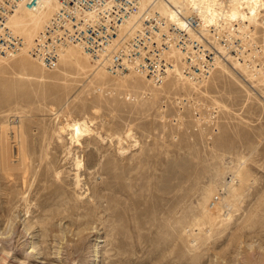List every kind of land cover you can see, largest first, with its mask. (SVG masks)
I'll return each mask as SVG.
<instances>
[{"label":"rangeland","instance_id":"1","mask_svg":"<svg viewBox=\"0 0 264 264\" xmlns=\"http://www.w3.org/2000/svg\"><path fill=\"white\" fill-rule=\"evenodd\" d=\"M258 18L244 32L225 21L248 52L195 87L182 64L156 88L84 53L85 73L2 57L0 264H264V53L252 46L264 50V8ZM74 121L89 128L79 141Z\"/></svg>","mask_w":264,"mask_h":264},{"label":"built area","instance_id":"2","mask_svg":"<svg viewBox=\"0 0 264 264\" xmlns=\"http://www.w3.org/2000/svg\"><path fill=\"white\" fill-rule=\"evenodd\" d=\"M45 1L0 0L1 55L16 52L24 45V39L6 26L9 17L21 8L38 10ZM55 1L57 11L30 50L32 57L49 71L59 67L67 47L79 45L113 74L134 71L153 84L161 85L173 66L168 57L173 48L183 53V73L193 81L208 79L218 64L225 61L226 53L242 58L248 52L241 38L225 35L223 19L202 31L205 17L197 9L186 15L177 9L184 21L182 25L153 11L144 18L141 28L129 37L121 35L122 26L139 10L141 0ZM252 46L257 52L261 50L259 55L264 53L262 45L252 41Z\"/></svg>","mask_w":264,"mask_h":264},{"label":"bare ground","instance_id":"3","mask_svg":"<svg viewBox=\"0 0 264 264\" xmlns=\"http://www.w3.org/2000/svg\"><path fill=\"white\" fill-rule=\"evenodd\" d=\"M151 6H152V9L150 8ZM261 8H264V0H141L139 10L137 12H135V13H132V15L130 16L129 20L126 23H124V25L122 26L121 35H125L126 34V35H129V37L131 35H133L138 29L141 28V26L143 24V21L145 20L144 18L148 17L147 15L152 14V12L154 10H158L167 19L172 20L173 22H176V23L182 25V22H184V21H183V18L179 17V14H177V9L185 11L184 12L185 15L188 14V13L193 12V10H195V9L200 10L202 15L205 17L204 18L205 19V22H204L205 25H203L202 31L208 30L207 27H209L211 24L215 23L218 19H223L226 22H227V20H231V21H235V22L238 21L239 25H240L238 27V30H240V32H242V31L244 32L246 29L250 28L251 25L256 24L258 22V19H259L258 18V14H260V9ZM57 9H58V3L55 0H46L43 3V5L38 10L30 11V10H28L26 8H21L18 11H16L13 15H11L9 17L8 21L6 22V26L9 27L10 30H12L15 34L20 35L24 39V45H23V47H21L16 52H11L8 55H1L0 54V57H1L0 60H3L4 64H5L6 60L2 59V57H7L6 59L8 60L9 58H11V56H14L15 58L19 57L22 60V59H25L24 57L26 55V56H30L31 59H33L34 61H37L30 54V50H31V48L33 46L34 40L43 31V29L45 28V25L52 18V16L57 11ZM73 47H79V50H76L77 48L75 49ZM221 49L224 50L223 48H221ZM16 53H18V54H16ZM82 53H84L86 56L91 58V56L81 46H79V45H71V46L67 47L63 51L60 61H62V62L65 61V63H67L70 67L75 68L78 71H83V73H85V68H87V66H85V62L87 63L88 60H85V59H87V57L83 56ZM68 55H69V58L66 59L65 57H67ZM225 56H226L225 57V61L220 62L218 64L217 68H219V71L226 73V71H228V67L226 65H224V62H227L228 59H230L229 52L226 53ZM168 57L171 59V62L173 63V66L168 70V73H167V76L165 78V81H167V79L171 76L172 73H176V75H179L180 77H182L181 73L178 70V66H180L181 63H183V61H182L183 53L179 49L173 48L169 52V56ZM234 57H235L234 59L236 60L237 56L234 55ZM238 58H240V57H238ZM238 60H240V59H238ZM10 61H11V59H10ZM8 63H9V61L7 62V64ZM37 63H39V62L37 61ZM21 65H23V64H21ZM39 65H41V63H39ZM99 65H101V63H99ZM42 68H43V66H42ZM101 69L102 68H100V70ZM130 72L133 73L134 71H130ZM64 74H66V73H64ZM126 75H128V74H126ZM96 76H97V79H102V77H104V74H103V72H99L98 71ZM140 77H142L144 79L146 78L148 81L151 82V80L148 79L145 76L140 75ZM180 79L184 80L183 82H185V84L188 83L192 87H195L196 84L198 83L197 81L194 82L193 80H191L186 75H184V77H182ZM163 84H161V85L153 84V86H155L156 88H161L163 86ZM176 85H177V82H176ZM67 127L71 129L72 138L76 139V141H79L80 137L83 134H85V132H88V129H89L88 126H87V123L85 121H83V122L74 121L71 124H67ZM19 128L20 127H17V126H13L12 127V130L14 131V133H16L14 135L15 138L18 137L17 133L19 134ZM6 129H8V128H6ZM20 135H21V133H20ZM2 150H3V167L6 170L13 169L14 160H11V155L12 154L10 155V153H13V151H10L11 148H9V147L8 148L4 147ZM27 158H28V156L26 157V154L24 153L23 154V159H22L23 162H24V165H25V160ZM81 162H78L77 166H80ZM25 175H27V174H25ZM220 175H221V173H220ZM242 175H243V173H242ZM245 177H242V178H245ZM229 184H230V182H229ZM226 192H227V196L228 197L229 196H234L235 193H236L234 185L233 184L232 185H228ZM212 193H213L212 190H208L206 192L205 196L202 198V200L200 199L201 200L200 205H201V207H202V209L204 211V218L209 220L210 222H215L216 221V218L214 216L215 213L211 212L213 209L210 211L209 208H208V202H209L210 198L212 197ZM222 202H223V204H226L225 200H223ZM215 204H216V201H213V203L211 205V208H214L216 206ZM198 207H199V205H198ZM221 218H222V216L220 217V219ZM169 220H171V219H169ZM223 223H224V221H223ZM170 224H172V223L170 222ZM177 225H179V224H177ZM174 227H177L176 224H175V226H173V228ZM173 228H172V230H173ZM178 229L179 228H177L176 230H178ZM165 230H166V228H165ZM176 230H173V231L176 232ZM30 247H31L30 248L31 251H30L29 254L40 253V252H38L40 245H37L36 242H34V241L32 242L31 241V246ZM40 249H41V247H40ZM0 251L2 252V256L4 254H7V255L9 254V252H4L3 250H0ZM40 254H42V253H40Z\"/></svg>","mask_w":264,"mask_h":264}]
</instances>
